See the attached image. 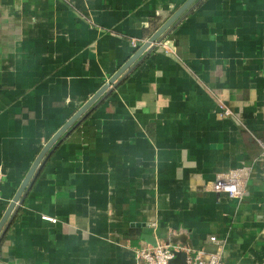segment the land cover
I'll return each mask as SVG.
<instances>
[{"label": "crops", "instance_id": "obj_1", "mask_svg": "<svg viewBox=\"0 0 264 264\" xmlns=\"http://www.w3.org/2000/svg\"><path fill=\"white\" fill-rule=\"evenodd\" d=\"M188 1L0 0V223L48 143ZM259 141L264 0H202L51 154L0 264H136L146 235L264 264ZM230 177L243 197L213 191Z\"/></svg>", "mask_w": 264, "mask_h": 264}, {"label": "water", "instance_id": "obj_2", "mask_svg": "<svg viewBox=\"0 0 264 264\" xmlns=\"http://www.w3.org/2000/svg\"><path fill=\"white\" fill-rule=\"evenodd\" d=\"M202 0H189L184 4L159 31L145 43L134 56L105 84L96 95L73 117V119L67 123L48 143L45 149L42 151L37 161L33 165L30 173L24 181L20 191L15 197L13 203L9 207L7 214L0 223V243L18 212L19 206H21L29 191L31 190L37 176L39 175L44 164L50 158L51 154L58 148L62 142L70 135V133L80 124L83 120L97 107V105L104 99L106 94L111 91V88L117 87V85L124 80L148 55V53L155 48V45L161 44L167 35L179 24L191 11H193ZM149 244L156 245V240L151 236L143 237ZM218 247H214L213 250H206L209 254H216Z\"/></svg>", "mask_w": 264, "mask_h": 264}, {"label": "built area", "instance_id": "obj_3", "mask_svg": "<svg viewBox=\"0 0 264 264\" xmlns=\"http://www.w3.org/2000/svg\"><path fill=\"white\" fill-rule=\"evenodd\" d=\"M133 46L137 47L135 43H133ZM164 49L167 52L171 51L168 46H164ZM219 107L222 110L221 116L224 118L234 116L233 112L225 107L223 103L220 102ZM259 144L262 148L261 157L264 159V142L259 141ZM213 191L219 194H228L230 197L241 198L244 195L236 177L218 179L213 184ZM209 241L217 245L218 250L216 254H209L204 249H196L192 246L172 245L160 242H157L156 245L143 244L134 249L136 264H221L218 252L223 246V241L218 240L216 237H209Z\"/></svg>", "mask_w": 264, "mask_h": 264}]
</instances>
